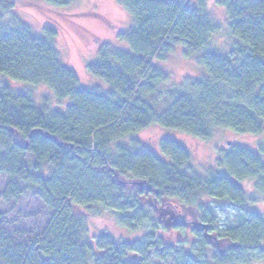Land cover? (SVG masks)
I'll list each match as a JSON object with an SVG mask.
<instances>
[{"label": "trees", "instance_id": "obj_1", "mask_svg": "<svg viewBox=\"0 0 264 264\" xmlns=\"http://www.w3.org/2000/svg\"><path fill=\"white\" fill-rule=\"evenodd\" d=\"M36 1L53 8L72 2ZM116 1L133 26L117 34L124 47L103 43L98 62L87 66L110 86L104 91L81 87L62 62L55 29L34 35L14 14V1L0 0V75L44 85L60 104L40 107L29 93L0 91V174L11 178L5 195L20 196L22 181L52 213L46 232L31 243H15L0 222V264H264V218L249 209L258 199L242 187L251 181L264 195L263 149L234 144L202 176L178 142L159 143L164 160L137 138L152 127L202 141L220 128L264 133V0H217L237 39L228 55L212 52L222 29L207 0ZM180 46L185 59L198 58L206 78L174 83L155 64ZM173 201L205 208L202 223L182 220ZM208 203L232 206L243 220L214 237ZM163 207L175 214L171 228L158 219ZM100 208L116 211L130 232L145 224L149 230L139 240L91 239L88 218Z\"/></svg>", "mask_w": 264, "mask_h": 264}, {"label": "rangeland", "instance_id": "obj_2", "mask_svg": "<svg viewBox=\"0 0 264 264\" xmlns=\"http://www.w3.org/2000/svg\"><path fill=\"white\" fill-rule=\"evenodd\" d=\"M14 14L39 37H44L46 27L56 30V46L60 52L62 62L80 79L81 87L93 89L99 87L104 91L110 86L94 77L87 70V66L98 62V51L103 43H112L124 47L118 42L117 34L129 31L133 26L130 14L116 0H72L62 8H53L48 4L36 0H13ZM223 9V8H222ZM217 4V0H207V11L212 20L221 27V31L213 38L212 48L220 55L227 52L237 42L228 30V21ZM205 53V52H204ZM203 53V54H204ZM155 64L163 71L169 73L174 83H180L184 78L203 79L207 77V70L199 64L198 58L187 60L183 55V47L165 60H157ZM8 87L15 92L31 94L38 106L48 104L51 109H58L60 104L52 92L44 85H28L17 82L11 78L0 75V91ZM137 138L147 148L158 154L162 159L169 160L160 151L159 143L167 138L184 146L191 154V167L194 171L207 176L211 168L217 167L222 158L221 153L229 151L235 145H241L253 150H264V133L249 135L233 132L226 128L218 129L210 141L198 140L185 133L162 127H152L140 132ZM11 178L0 174V222L2 229L15 243H31L40 239L46 232L52 219L49 208L36 195L35 190L17 180L21 190L20 196L8 198L5 195L6 187ZM242 187L249 198L257 197L249 209L264 218V195L257 196L254 183H243ZM173 203L182 213V220L189 223H199V217L206 212L205 208L195 209L194 203L189 206L176 201ZM208 208L214 211L217 226L213 228L212 235L217 236L218 230H228L237 226L243 215L232 206L208 203ZM158 213V219L163 225L172 227L177 223L175 214L170 207H163ZM97 216L88 218L89 237L93 239L101 234H109L119 241L139 240L144 237L149 227L147 224L138 232H130L121 227L118 222V213L108 208H100ZM210 225V223H208ZM197 226H192L194 229ZM189 232V230H188ZM191 238V235L189 236ZM173 239L174 235H169Z\"/></svg>", "mask_w": 264, "mask_h": 264}, {"label": "water", "instance_id": "obj_3", "mask_svg": "<svg viewBox=\"0 0 264 264\" xmlns=\"http://www.w3.org/2000/svg\"><path fill=\"white\" fill-rule=\"evenodd\" d=\"M205 227H207V226H205Z\"/></svg>", "mask_w": 264, "mask_h": 264}]
</instances>
